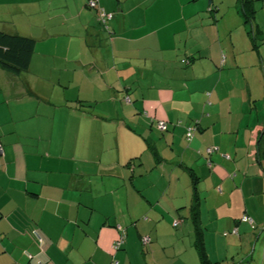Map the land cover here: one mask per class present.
Segmentation results:
<instances>
[{
    "label": "crops",
    "instance_id": "1",
    "mask_svg": "<svg viewBox=\"0 0 264 264\" xmlns=\"http://www.w3.org/2000/svg\"><path fill=\"white\" fill-rule=\"evenodd\" d=\"M98 4L0 0L36 40L0 67V264H201L194 178L208 258L264 264V0Z\"/></svg>",
    "mask_w": 264,
    "mask_h": 264
},
{
    "label": "trees",
    "instance_id": "2",
    "mask_svg": "<svg viewBox=\"0 0 264 264\" xmlns=\"http://www.w3.org/2000/svg\"><path fill=\"white\" fill-rule=\"evenodd\" d=\"M238 1L240 2L241 6V15L244 19V23L247 25L250 22L251 17L253 18L254 14L252 0ZM92 8L100 10L99 6ZM99 18L102 22H104L100 16V13ZM104 23L107 24L108 21ZM249 32L251 33L252 30H250ZM35 46L36 40L32 37L21 35L18 33H8L3 30H0V67L12 74H20L22 72L28 71L31 66L32 57L35 53ZM0 144L3 146L1 141ZM257 145L259 155L258 159L264 169V128L258 137ZM197 179L198 178H194V201L191 208V219L195 227L194 245L198 251L201 264H220V262H212L208 258V254L206 251V246L203 238L204 227L201 223L199 215L200 195L197 187ZM120 239L116 240V242ZM123 243L124 241L122 242L119 248H122Z\"/></svg>",
    "mask_w": 264,
    "mask_h": 264
},
{
    "label": "built area",
    "instance_id": "3",
    "mask_svg": "<svg viewBox=\"0 0 264 264\" xmlns=\"http://www.w3.org/2000/svg\"><path fill=\"white\" fill-rule=\"evenodd\" d=\"M99 0H88V5L90 6V7H98L99 6ZM99 13H100V16H101V18L103 19V21L104 22H107V21H109L110 19H112V17H113V14L112 13H107V12H105V11H103V10H99ZM167 124L166 123H164V122H160L159 123V128L160 129H162V130H164L167 126H166ZM194 129H192V128H190L189 130H188V132H187V137L190 139L193 135H194ZM215 150V148H213V147H210V148H208V152L209 153H212L213 151ZM0 153L2 154L3 153V146L0 144ZM245 219H248V218H245ZM179 224V221H176L175 223H174V225L175 226H177ZM123 240H124V238L122 237L119 241H117L116 243H115V248H119L120 247V245L122 244V242H123ZM150 240V238L149 237H145V242H147V241H149Z\"/></svg>",
    "mask_w": 264,
    "mask_h": 264
},
{
    "label": "rangeland",
    "instance_id": "4",
    "mask_svg": "<svg viewBox=\"0 0 264 264\" xmlns=\"http://www.w3.org/2000/svg\"><path fill=\"white\" fill-rule=\"evenodd\" d=\"M233 1V0H232ZM226 26L227 25H223V27L224 28H226ZM240 30H242V31H240ZM240 30H238V28L237 29H235L234 30V33H235V36H237V37H240V34H239V32H244L243 31V28L241 27V29ZM246 32V31H245ZM80 146H82V145H80ZM70 150H72V151H74V153L76 154H78L80 157H85V154L86 155H88L86 152H84V149L81 147V148H78V149H73V148H69ZM87 151V150H86ZM150 189H152V191H153V196L155 197V187H152V188H150ZM149 189V190H150Z\"/></svg>",
    "mask_w": 264,
    "mask_h": 264
}]
</instances>
